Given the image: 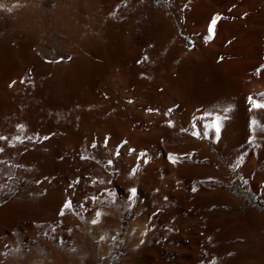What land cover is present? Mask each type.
Segmentation results:
<instances>
[{
    "label": "bare ground",
    "instance_id": "6f19581e",
    "mask_svg": "<svg viewBox=\"0 0 264 264\" xmlns=\"http://www.w3.org/2000/svg\"><path fill=\"white\" fill-rule=\"evenodd\" d=\"M111 4L0 0V264L98 263L119 236V264H263L223 176L264 197V0H176L192 47L167 5Z\"/></svg>",
    "mask_w": 264,
    "mask_h": 264
},
{
    "label": "rangeland",
    "instance_id": "374dc122",
    "mask_svg": "<svg viewBox=\"0 0 264 264\" xmlns=\"http://www.w3.org/2000/svg\"><path fill=\"white\" fill-rule=\"evenodd\" d=\"M114 1L115 0H112V4L109 5V7H112L114 5ZM135 1H140V2L143 1L144 2L145 0H119L122 7H128L129 3H131V2L133 3ZM162 4L167 5L171 10V14L175 17L174 20L169 22L170 24L167 22V24L165 25L166 34L169 35L172 31H174V29L177 28L179 30V35H180L181 39H183L186 42L185 43L186 46L192 47L198 41V38L197 37L195 38L189 34L190 32L186 28L187 22H186L185 17L183 16V11L179 10L178 5L176 4V0H149L148 5L152 6L154 8H158ZM129 8H130V6H129ZM175 13L177 14L176 15L177 17L175 16ZM143 20L144 19L142 18L140 20V22L144 25V27L147 30H149V32H150V33H148L149 35H152L154 38H157V39H158V37L159 38L162 37V34H159V33H161L159 31L160 28L158 29L157 27H155L156 25H155V23H153L154 21H152V19H150V21L152 22V23H150V25L148 24L149 20H145V22ZM156 28L158 30H155ZM167 30H169V31L167 32ZM151 31H153L154 34ZM155 32H156V34H155ZM49 55L51 57L57 56L56 45L53 46V49L50 51ZM214 150L217 152L216 149H214ZM0 163H1V157H0ZM0 170H1L0 174H2L4 171V166L2 164H0ZM242 172L243 171H241L240 169L231 168V169H227V173H225V175L223 176L225 178L224 190L227 191L229 194H233V196L236 195V198H239L241 201L240 202L241 207H239L237 209L238 212L236 214L239 215V217L242 219V221H241V224L239 226H238V224H236L237 226L235 227V230H237V231L234 230V232L236 233V238L240 239V241L242 243L245 242L244 240L247 237L252 239V247L254 248L255 252L256 253H262V252H264V197L259 192H257L255 190V188L252 185V180L250 178H248L247 176H245V174ZM230 178L233 179V181H232L231 185L228 186L226 184V182L229 181ZM13 185H14L13 180L9 179L7 181V186H9V188H12ZM244 189H250L252 194H254V197H251L249 194H247ZM258 202H260L261 204H258ZM251 207H253V209H255L258 212L257 217H255L254 219L253 218H246L244 220L243 218L246 214V211L248 209H250ZM11 215L12 214L9 210L8 201H6L5 199H3L2 196H0V222L2 223V224L0 223V237L3 236V234L6 235L8 233V231L10 230L7 217H10ZM259 216L262 218H260ZM255 221H257V222H255ZM254 222H255V224L257 223L256 226H255ZM7 229H8V231H7ZM98 244H99L98 245V250H99L103 247V242L100 241ZM125 246H126V241L122 236H119V237L113 239V241L110 244L109 253H108L107 257L98 263L96 261H94L93 264H108V263L109 264H119L120 258H121L120 257L121 251H122L123 247H125ZM242 246H244V247H242ZM242 246H241L242 249L246 247L245 244H242ZM2 247H4V246H2ZM49 251H50V254L49 253L48 254L51 255L50 257H52L56 254L54 251L53 252L51 250H49ZM60 251H61V255H60L61 258L63 257L62 255H64V257L67 256V258L65 257L66 259H64V257H63V259L65 261L67 259H69L71 261L72 260L71 258H74V256L78 257L79 254L77 255V253H80L71 244L65 245ZM44 254H43V252L39 253L38 255H36V259L39 258V260H40V257L43 258L44 256H49V255H47L46 252ZM71 254H72V256H71ZM74 254H76V255H74ZM68 255H70V256H68ZM57 256H58V254H56V256H54L53 258H55ZM68 257H71V258H68ZM80 257L81 256H79L78 258H80ZM78 258H77V260L79 262L80 260ZM77 260L73 259L72 262L67 260L68 261L67 264H71L73 262L75 264H78V262H76ZM54 261L56 263L58 262V260L56 261L55 259L53 260V262ZM257 261H258V258H257ZM257 261H256V263H257ZM30 262H32V261H30ZM33 262H35V260H33ZM31 264H33V263H31ZM80 264H87V263L82 262ZM260 264H262V263H260Z\"/></svg>",
    "mask_w": 264,
    "mask_h": 264
},
{
    "label": "snow or ice",
    "instance_id": "6c2138e0",
    "mask_svg": "<svg viewBox=\"0 0 264 264\" xmlns=\"http://www.w3.org/2000/svg\"><path fill=\"white\" fill-rule=\"evenodd\" d=\"M221 19H222V17L220 16V14H216V15L212 18V20H211V22H210V26H209V28H208V32H209L210 34H213V35H214V33H215V29H216V25H217V23H218ZM249 102L252 103L253 106H254L255 108H264V104L257 103V102L254 101L251 97H249ZM149 111H151V109H150ZM217 120H219V117H217ZM253 123H255V122H253ZM215 127H216V131L219 132V125L217 124ZM47 138H48V137H44V139H47ZM0 139H6V138H5V137H0ZM2 151H3V149H0V152H2ZM173 162H175V161H173ZM110 163H111V162H110ZM135 194H136V189L133 188V189L131 190V195L135 196ZM71 207H72V202H71V201H66L65 204L63 205V208H64V209H70ZM60 214L63 215V214H64L63 211H61ZM93 223H96V221L93 220Z\"/></svg>",
    "mask_w": 264,
    "mask_h": 264
},
{
    "label": "trees",
    "instance_id": "16d2710c",
    "mask_svg": "<svg viewBox=\"0 0 264 264\" xmlns=\"http://www.w3.org/2000/svg\"><path fill=\"white\" fill-rule=\"evenodd\" d=\"M246 191L247 194H249L251 197H254V194H252L250 189H244ZM258 204H261L260 202H258Z\"/></svg>",
    "mask_w": 264,
    "mask_h": 264
}]
</instances>
